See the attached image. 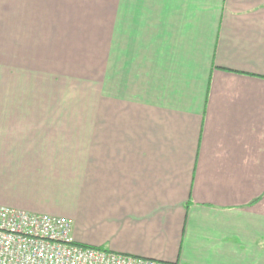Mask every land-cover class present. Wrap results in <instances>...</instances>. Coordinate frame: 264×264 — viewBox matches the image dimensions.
<instances>
[{
	"label": "crops",
	"instance_id": "obj_1",
	"mask_svg": "<svg viewBox=\"0 0 264 264\" xmlns=\"http://www.w3.org/2000/svg\"><path fill=\"white\" fill-rule=\"evenodd\" d=\"M13 8L25 31H100L99 98L6 88L0 206L115 254L264 264V0H0Z\"/></svg>",
	"mask_w": 264,
	"mask_h": 264
},
{
	"label": "rangeland",
	"instance_id": "obj_2",
	"mask_svg": "<svg viewBox=\"0 0 264 264\" xmlns=\"http://www.w3.org/2000/svg\"><path fill=\"white\" fill-rule=\"evenodd\" d=\"M0 14V98L11 88L13 102H73L83 108L99 98L100 31L23 30L20 10ZM77 26H85L81 22ZM11 26L13 29H4ZM46 27H52L51 25ZM11 68L12 81L7 82ZM7 67V69H6ZM7 77V79H6ZM88 90V91H87Z\"/></svg>",
	"mask_w": 264,
	"mask_h": 264
},
{
	"label": "built area",
	"instance_id": "obj_3",
	"mask_svg": "<svg viewBox=\"0 0 264 264\" xmlns=\"http://www.w3.org/2000/svg\"><path fill=\"white\" fill-rule=\"evenodd\" d=\"M72 223L0 206V264H165L76 245Z\"/></svg>",
	"mask_w": 264,
	"mask_h": 264
}]
</instances>
